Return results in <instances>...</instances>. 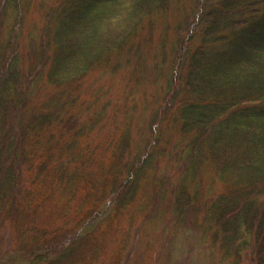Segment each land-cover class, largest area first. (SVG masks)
<instances>
[{
	"label": "trees",
	"instance_id": "1",
	"mask_svg": "<svg viewBox=\"0 0 264 264\" xmlns=\"http://www.w3.org/2000/svg\"><path fill=\"white\" fill-rule=\"evenodd\" d=\"M29 2L0 0V264H147L167 228L264 264V0H54L25 35Z\"/></svg>",
	"mask_w": 264,
	"mask_h": 264
},
{
	"label": "rangeland",
	"instance_id": "2",
	"mask_svg": "<svg viewBox=\"0 0 264 264\" xmlns=\"http://www.w3.org/2000/svg\"><path fill=\"white\" fill-rule=\"evenodd\" d=\"M54 0H30L29 8H27L25 23L23 32L26 35L27 32L31 31V27L37 23L39 27L41 22V15L48 9ZM180 8V3L177 5ZM167 21L168 24H173L174 19L169 17L163 20V18L153 19L150 25H145L143 32L140 35V39L149 31V27H152V37H147L146 41H143L140 45L141 53L149 60V54L147 50H152L154 44H157L159 33H162L163 26ZM171 28L167 29L166 32L171 35ZM26 37V36H25ZM170 38V37H169ZM149 39L152 42H149ZM154 43V44H153ZM168 46V44H167ZM169 47V46H168ZM157 231L153 235H149L145 238L144 243L146 248V262L147 264H218L216 261L208 262L199 256V251L195 250L189 240L183 239L179 245H177L174 239V234L171 228L165 229L167 232L162 234V231ZM164 230V231H165Z\"/></svg>",
	"mask_w": 264,
	"mask_h": 264
}]
</instances>
